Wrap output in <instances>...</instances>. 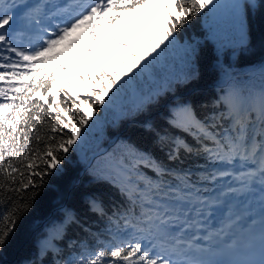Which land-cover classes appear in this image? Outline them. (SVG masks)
<instances>
[{"label":"snow or ice","instance_id":"6c2138e0","mask_svg":"<svg viewBox=\"0 0 264 264\" xmlns=\"http://www.w3.org/2000/svg\"><path fill=\"white\" fill-rule=\"evenodd\" d=\"M156 3L159 7L150 0H0V250L47 179L61 172L89 129L138 78L170 48L182 52L185 71L166 87L133 93L125 106L133 117L160 103L174 85L197 78L205 44L220 54L246 49L250 13L264 0ZM196 18L205 22L204 36L182 40ZM140 19L147 47L137 44L136 51L100 33ZM81 29L85 39L99 43L73 39L68 46L81 49L78 60L99 62L96 52H105L119 65L78 76L80 84L87 79L90 85L84 96L53 89L56 73L73 64L45 71L60 61L56 49ZM223 72L231 78L227 68ZM204 107L198 117L191 102L177 98L168 106L164 128L144 121L162 157L121 140L90 164V178L107 182L122 203L109 208L101 196L90 195L81 212L65 209L63 223L46 229L23 264H264V82L256 89L232 81ZM69 225L75 235L65 239ZM58 240L64 246L54 243Z\"/></svg>","mask_w":264,"mask_h":264},{"label":"trees","instance_id":"16d2710c","mask_svg":"<svg viewBox=\"0 0 264 264\" xmlns=\"http://www.w3.org/2000/svg\"><path fill=\"white\" fill-rule=\"evenodd\" d=\"M150 2L153 6L159 7L156 0H150ZM144 22V19H140L132 23L134 27L131 31L138 32L137 37L132 40L133 50L136 49L137 44L141 46L146 44L145 47H147L146 29L142 27ZM159 26L163 27V25ZM106 28L101 29L100 33L106 37H112L111 31ZM205 31L204 20L196 18L186 26L181 39L193 35L203 37ZM247 38L248 47L246 49L229 48L223 54L217 53L212 44H205L200 53L198 76L195 80L185 85H174V92H168L160 103L152 106L147 113L135 117L129 115L125 106L130 102L134 92H147L150 88L157 89L167 86V79L156 80V72L160 73L159 68L171 62L174 70L176 65H181L178 74L185 71L182 52L179 48H170L154 67L138 78L137 84L129 90L126 97L122 96L112 108L105 110L97 124L89 129L86 142L69 156L61 172L47 179L35 200L31 202L29 211L22 216L11 242L3 250H0V264H23L24 261L30 259L36 251L37 239H42L47 235L46 229L51 228L53 223H63L65 209L81 212L90 195L101 196L109 208L113 204L122 203L118 192L107 182L93 181L90 178L89 162L91 158L86 157L89 153L94 156L95 159L91 164L95 165L100 156L112 152L121 140H128L139 148L146 149L157 157H162V153L155 144L154 135L142 127L145 120H151L158 129L164 128L168 106L177 98L191 102L198 117H202L206 110L204 106L210 105L222 96L232 81L245 88L258 89L264 82L262 74L264 71V5L258 8L255 13H250ZM92 42L88 40L87 45H91ZM56 50L60 54V61H54L45 71L58 66L61 62L65 65L71 63L73 66L67 71L66 78L72 77L78 81L80 64L88 57L78 60L75 54L70 52L71 48L66 46V42ZM225 68L230 71L231 78L224 75L223 69ZM54 78L57 79V83L53 85V89L64 88L63 83L66 78L59 76ZM84 86L82 85V87ZM39 95L41 93H37L33 99H37ZM189 142H191L190 139ZM149 174L151 175V173ZM0 211L3 209L0 208ZM74 235L75 230L72 225H69L65 229V239ZM54 243L64 246L65 241L58 240ZM51 259V254H49L46 260L51 261Z\"/></svg>","mask_w":264,"mask_h":264},{"label":"rangeland","instance_id":"374dc122","mask_svg":"<svg viewBox=\"0 0 264 264\" xmlns=\"http://www.w3.org/2000/svg\"><path fill=\"white\" fill-rule=\"evenodd\" d=\"M133 27H134L133 24L124 25L121 22H117V24L114 27H107L106 29L111 31L112 37H115L117 40H120L121 42L128 44L129 48L133 50L132 40L137 37V33H138L135 31H131ZM82 35L83 33L81 34L79 40L82 44H85V39L83 40ZM94 43L96 42H92V44ZM103 46H106L105 49L109 51H118V49H116V47L111 44L100 45V47ZM143 46L145 47L146 44ZM133 51H136V49ZM96 55L100 56L101 58L99 62L93 61L91 57H88L81 62L80 64L81 68L79 70L80 75L81 74L83 75L85 72L93 73L100 65L106 66L109 69V71L118 69L119 67L118 63L112 60L111 58H109L105 52H96ZM171 64H172L171 62H168L163 67L159 68L160 73L155 71L156 80L161 81L163 80V78L169 80L172 79L174 75H177L179 73L181 65H176V69L174 70ZM66 74L67 72L58 71L56 73V76H59L60 78L63 77L66 78ZM262 74L264 75V71L262 72ZM65 82L63 83L64 89H66L72 95H79V94L85 95L86 90L90 87L87 79L85 80V83L82 84L85 85L84 87H82V85L72 77H67ZM69 84H71V88H68ZM86 157L91 158L89 165L92 163V160L95 159L94 156H91L90 153Z\"/></svg>","mask_w":264,"mask_h":264}]
</instances>
